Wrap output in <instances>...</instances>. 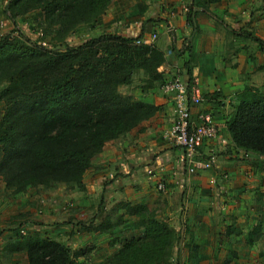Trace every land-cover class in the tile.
<instances>
[{"label":"crops","instance_id":"1","mask_svg":"<svg viewBox=\"0 0 264 264\" xmlns=\"http://www.w3.org/2000/svg\"><path fill=\"white\" fill-rule=\"evenodd\" d=\"M147 1L139 3L136 17L127 14L134 21L123 25V18L117 21L122 8L114 0L97 28L142 36L165 52L166 61L159 67L165 81L181 76L198 83L203 100L192 105L193 119L199 121L201 112H209L221 126L219 135L205 140L200 148L204 157H214L212 167L187 171L184 150L166 137L174 121L172 99L161 84L143 91L145 73L140 70L120 90L157 105L155 115L132 134L105 144L85 173L82 189L61 183L41 193L37 198L45 209L41 218L55 223L39 222L29 233L60 240L73 250L84 247L70 264H112L117 249L115 231L102 227L99 219L107 213L109 203L140 202L150 192L149 183L160 179L167 188L161 214L180 234L170 264H264V192L259 197L261 205L253 200L248 188L251 181L245 179L247 165H264V156L237 147L228 129L239 95L248 87L264 92V47L253 37L264 40V0H163L169 4L161 8L155 7L159 1L154 6ZM186 6H191L190 12L185 11ZM151 15L152 20H147ZM153 33H157L155 40L151 39ZM102 193L108 204L97 210ZM4 199L0 198V225L13 219ZM63 202L71 203L66 216L59 209ZM20 203L26 204L25 200ZM120 215L128 214L121 209ZM90 216L93 224L86 230L72 224ZM5 227L0 226V243L5 239L0 247L5 250L3 262H16L19 258L11 256L16 252L6 249H12L20 237L11 240L12 234L7 237V231L1 232ZM23 259L29 264L26 253Z\"/></svg>","mask_w":264,"mask_h":264},{"label":"trees","instance_id":"2","mask_svg":"<svg viewBox=\"0 0 264 264\" xmlns=\"http://www.w3.org/2000/svg\"><path fill=\"white\" fill-rule=\"evenodd\" d=\"M114 0H10V17L35 9L54 28L53 39L65 41L82 24L93 23ZM195 1V0H194ZM191 6H189V12ZM264 47V40L253 36ZM142 36L103 33L62 50H49L10 32L0 36V176L5 186L65 183L84 187L83 179L105 144L131 132L158 110L154 103L123 93L135 73H145L143 91L166 81L159 67L165 52ZM186 82L191 84L190 78ZM236 146L264 156V92L246 88L228 120ZM136 215L144 234L113 254L115 264H170L179 232L160 221L143 203L118 202ZM102 227L107 222L101 223ZM29 264H70L79 251L64 242L25 233L13 242Z\"/></svg>","mask_w":264,"mask_h":264},{"label":"rangeland","instance_id":"3","mask_svg":"<svg viewBox=\"0 0 264 264\" xmlns=\"http://www.w3.org/2000/svg\"><path fill=\"white\" fill-rule=\"evenodd\" d=\"M0 2V36L4 35L7 32H10L15 35H22L25 40L30 41L31 43H37L45 46L49 50H62L66 49L69 46H76L78 44H81L88 38L96 37L100 34L107 33V30H102V27H98L99 20L103 18V15L108 13V10L100 15L96 21L89 24H82L80 25L73 34H71L65 41L63 42H57L53 39L54 34V28L51 26H48L45 22L44 13L40 9L32 10L17 19L13 20L10 17L9 12V5L10 0H1ZM145 0H118V4L121 6L122 10L119 11V14L121 15L117 21L123 18V25L127 24L130 25L132 21V16L136 17L138 10L137 7L139 3H144ZM154 1H159V4H155V7L161 8L162 5H165L166 3L169 4V2L163 1V0H148L146 4H152L154 6ZM133 9V10H132ZM128 11V13H127ZM132 12V13H131ZM132 16H128L127 14H130ZM153 15H151L147 20H152ZM4 22V23H2ZM6 82L2 83L0 85V90L6 86ZM4 111V105L3 101L0 99V118ZM168 131V130H167ZM166 131V132H167ZM130 134H132L130 132ZM127 135V134H126ZM123 138V137H122ZM2 154V149L0 146V157ZM259 161V160H258ZM94 163V161H93ZM93 166V164H92ZM256 169V172H255ZM246 176L245 179H247V182L251 181L252 186L248 187L250 188L249 192L250 195L254 198L253 200H257L261 205H263V200H260L259 197H261L264 192V165L261 166V162H256L252 164H248L246 168ZM250 171V172H248ZM258 171L261 172V175H258ZM142 174L146 173V170L141 171ZM149 172L147 171V175ZM116 176V175H115ZM160 179H157L155 182H150L148 190L149 193H145V197L141 198L142 200L140 202H132V203H143L146 206L149 207L150 210H152L160 221H167V219L162 215L163 212V201L164 197H166L167 193L165 190H162L159 188ZM245 181V184L247 183ZM61 184V183H60ZM107 184H109V179H104L103 185L106 188ZM59 184H54L53 186H46V185H40V186H34L29 187L28 189L16 192L13 191V189H9L5 186V183L0 176V198L4 197V201H7V205L5 204L4 207H7V209L10 211L8 213L9 215H13V219H10L9 222L5 223L2 226H6L5 229H3L1 232L6 233L7 237L10 236L11 240H14L15 238L21 237L25 233H29L30 231L34 230V225L38 224L39 222L42 225L48 224V225H54L55 221L50 223L47 221H44L45 218H41V216L45 213V209L43 207V203L41 199L37 200L38 196L43 193L45 190H48L49 188H53L54 186H57ZM249 183H247V186ZM142 189V188H141ZM105 191V190H104ZM146 192V191H145ZM241 194H243V191H241ZM149 195V197H146ZM19 199V201L17 200ZM26 204H21L20 202H24ZM99 207L97 210L100 209V207L103 209V204H108L107 197L102 193L100 199H99ZM119 201H114L112 203H109V206L107 207V215L109 217H105L106 214H103L101 219L104 222H107L106 228H110L111 230L115 231L114 236H116V242H117V249H120L124 246L127 242H129L133 236H142L144 234V228L143 225H138V220L140 219L136 215H127V216H121L120 212L121 209H119L118 206ZM169 202V199H168ZM4 203V202H3ZM97 203V202H96ZM92 206V209L94 211L96 210L95 204ZM18 204H20V207H17ZM250 206L254 205L253 201H249ZM49 205V204H48ZM48 205L46 207H48ZM71 206V203H69ZM69 205H64V202L59 207L61 211L63 212V215L66 216L67 209L69 208ZM74 205V204H73ZM70 211V210H69ZM93 211V212H94ZM162 213V214H161ZM50 219V218H48ZM92 219V216L89 217V221L85 220L84 217H81L77 222H73V225H77L81 230H86L87 227L91 226L90 224H93L90 222ZM95 219V216L93 217ZM43 220V221H42ZM45 222V223H44ZM66 221H61V224H65ZM60 223V222H58ZM69 223V222H66ZM169 223V222H168ZM47 226V225H46ZM174 227V226H173ZM5 241L2 240L3 243ZM8 241H10L8 239ZM2 243H0V247L2 246ZM116 249V250H117ZM7 253L10 251H14L12 249H6ZM77 251L79 253L81 251H84V247L79 248ZM15 254L11 255L12 257L16 256L19 259L16 262H12L11 259H6L8 262L4 263L3 260L5 258V250L0 248V264H26V260L23 259V253L25 252H19L14 251ZM112 264L114 263L113 256L111 260Z\"/></svg>","mask_w":264,"mask_h":264},{"label":"built area","instance_id":"4","mask_svg":"<svg viewBox=\"0 0 264 264\" xmlns=\"http://www.w3.org/2000/svg\"><path fill=\"white\" fill-rule=\"evenodd\" d=\"M188 10L189 6H186L185 11ZM156 38L157 33H153L151 39L155 40ZM142 40L137 42L141 43ZM146 42L148 43L149 40ZM162 88L171 97L174 106L173 125L167 131L166 137L184 150V162L189 173L211 168L214 157H204L200 148L205 140L213 139L219 135L221 126L209 112H201L199 121L193 119L192 105L200 104L203 100L198 83L192 81L191 84H188L186 79L176 76L166 81ZM158 186L162 190L166 189V184L163 181L159 182Z\"/></svg>","mask_w":264,"mask_h":264}]
</instances>
